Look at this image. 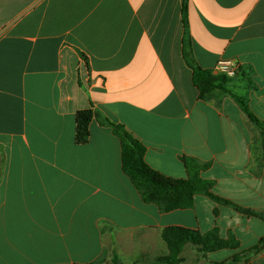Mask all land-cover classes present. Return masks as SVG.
<instances>
[{
  "label": "crops",
  "instance_id": "0c3cea01",
  "mask_svg": "<svg viewBox=\"0 0 264 264\" xmlns=\"http://www.w3.org/2000/svg\"><path fill=\"white\" fill-rule=\"evenodd\" d=\"M185 1L186 24L184 0H0V264H167L170 227L239 244H187L177 264H264L242 257L264 238V145L236 98L264 120V0ZM184 38L214 75L239 63L227 93L200 98ZM83 110L95 115L78 144ZM109 122L156 171L188 179L195 160L215 194L261 216L203 194L169 212L145 202Z\"/></svg>",
  "mask_w": 264,
  "mask_h": 264
},
{
  "label": "trees",
  "instance_id": "16d2710c",
  "mask_svg": "<svg viewBox=\"0 0 264 264\" xmlns=\"http://www.w3.org/2000/svg\"><path fill=\"white\" fill-rule=\"evenodd\" d=\"M187 4L184 0L183 13L184 24H186L185 15ZM184 57L188 65L193 70V82L202 99L208 97L215 90L228 92L226 84L230 80L222 75H214L210 70H205L196 65L191 52V43L184 38ZM243 110L261 130L264 145V120H260L254 115L244 98L236 97ZM92 110L79 111L77 114L76 142L78 144H87L90 139V123L94 117ZM113 127L114 134L119 137L122 147V168L130 177L134 186L140 191L143 199L147 203H154L161 207L163 211H173L177 209H190L195 205V196L198 194L206 195L214 202L231 206L238 212L250 216H261L260 214L246 209L232 201H229L213 192L214 183L201 178L200 173L203 166L195 160H186L188 170V179H177L163 175L152 168L145 160L146 147L132 134H130L124 125L109 122ZM163 238L171 250V254L159 259L160 262L177 264L180 262L182 247L187 243L201 247L204 252H212L221 248H230L237 250L239 244L234 240L223 241L220 239L218 230L215 229L207 234H202L197 230L182 227H170L163 233ZM264 251V238L260 242L242 254L245 258L247 254H258ZM241 255H236L233 262H238Z\"/></svg>",
  "mask_w": 264,
  "mask_h": 264
},
{
  "label": "built area",
  "instance_id": "2783aa9c",
  "mask_svg": "<svg viewBox=\"0 0 264 264\" xmlns=\"http://www.w3.org/2000/svg\"><path fill=\"white\" fill-rule=\"evenodd\" d=\"M216 72L229 79L235 78L240 70V65L233 59H220L216 64Z\"/></svg>",
  "mask_w": 264,
  "mask_h": 264
},
{
  "label": "rangeland",
  "instance_id": "374dc122",
  "mask_svg": "<svg viewBox=\"0 0 264 264\" xmlns=\"http://www.w3.org/2000/svg\"><path fill=\"white\" fill-rule=\"evenodd\" d=\"M187 244H192V243H187ZM187 244H185L183 247H182V252H183V250H184V248H185V246L187 245ZM193 245V244H192ZM198 247V246H197ZM200 248V250L203 252V253H208V252H204L203 251V249L201 248V247H199ZM169 252H170V254L172 253L171 252V250H170V248H169ZM182 252H181V254H182ZM181 254H180V256H181ZM182 259H180V261H181ZM179 263H181V262H179ZM167 264H169V263H167Z\"/></svg>",
  "mask_w": 264,
  "mask_h": 264
}]
</instances>
